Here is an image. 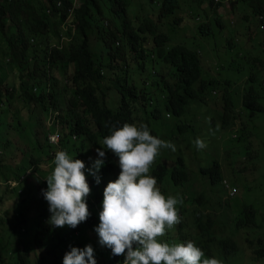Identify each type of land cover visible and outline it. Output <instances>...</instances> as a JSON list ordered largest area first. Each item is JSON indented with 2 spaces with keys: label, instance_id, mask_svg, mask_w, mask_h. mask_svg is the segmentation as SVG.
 <instances>
[{
  "label": "trees",
  "instance_id": "trees-1",
  "mask_svg": "<svg viewBox=\"0 0 264 264\" xmlns=\"http://www.w3.org/2000/svg\"><path fill=\"white\" fill-rule=\"evenodd\" d=\"M149 1L157 4L158 19L172 16L180 6V0ZM194 1L199 5L203 2ZM229 2L232 8L239 3L246 5L250 12L244 15V20L255 18L257 30L262 25L261 31L264 32V19L258 20V16L264 11V0ZM209 3L213 4L214 1L209 0ZM218 4L221 2L216 3ZM199 15H203V12L194 11L192 16ZM133 17L126 0H84L79 8H74V0H0V39L4 42V49L0 54V148L6 152L5 155L4 152L0 154V207L11 193L8 183L15 180L21 184L27 178L24 175V180L21 181L22 172L19 167L40 173L41 165L50 163L44 161L45 158L52 161L57 150L67 151V145L80 138L86 139L91 154L93 149L105 151L108 162L105 163L104 172L114 175L116 180L118 174L114 171H118V166L113 160L112 152L100 145L103 137L109 134L105 123L122 127L125 122H144L150 126L151 122L147 119L159 120V105L163 106L166 118H184V122L167 126L168 132L164 140L177 144V150L173 152L161 149V156L153 164L150 174L156 177L158 186L165 195V184L173 186L175 195L179 188H185L191 181L187 163L179 151V143H186V134H195L193 121L189 119L190 105L207 106L206 94L209 90L215 93L218 78L203 72L199 50L183 43L170 45L171 37L158 30L159 20L155 22L147 18L138 24L136 17ZM65 23H69L70 27L67 33L62 34L61 25ZM214 24L215 27L223 28L218 17L214 19ZM197 28L200 35H212L209 23L200 22ZM56 34L58 38L64 35L70 37L68 47L61 48L59 43H53V36ZM235 40V36L229 38L227 49L235 48ZM260 42L264 43V36ZM240 49L245 50L243 47ZM217 60L218 63L221 61L218 57ZM253 60L261 64L264 62V58ZM133 65L137 80L130 81L127 77L130 76L129 70ZM160 66L164 67L163 71L158 70ZM56 70L57 73H62L63 87L56 77ZM124 70L126 74L122 77L120 72ZM250 78L252 86L245 91L242 101L238 97L234 100L225 92L223 105L215 103L212 107L224 111L221 129H226L228 124L231 126L229 119L238 121L236 132L240 135L239 140L256 133L249 130L250 122H246L242 106L250 111L251 117L256 113L264 114V83L254 86L255 78ZM105 80L109 81L107 88L102 86ZM150 83L154 86L157 104H153V98L147 92ZM224 85L231 83L224 81ZM105 89L119 95L113 106L107 104ZM239 106L240 110L237 109ZM149 107H154L150 113ZM51 114L54 117L49 121ZM56 120L62 129L51 126ZM45 123H48V129L44 132ZM8 130L9 135L13 133V136L5 134ZM151 131L153 135L157 134L155 129ZM55 132L60 136L59 145H51L48 141V134ZM15 136L19 141L34 143L30 148V157L26 161L22 159L18 168L5 161L8 154L15 155L13 158L24 154L22 148L10 146L16 140ZM44 149H47V153ZM170 151L177 155L171 156ZM164 154L168 157L161 162ZM164 160L172 163L165 164ZM199 174L202 182L212 189L208 196L204 190L196 198L206 200L211 212L205 221L199 217L196 223L202 233L214 230L206 241L199 242V246L209 256L213 254L212 247H217L219 259L223 264H230L234 259L229 256L239 248L238 237H247L248 232L253 233L258 226L259 211L254 206H242L230 218V199L223 202L220 196L223 189H218L223 179L220 165L215 162L209 167H200ZM39 184L41 188L47 187L46 180ZM22 188L19 185L12 189L17 200L12 208L13 215L9 216L10 211L5 210L0 216V264H63L66 251L61 245L69 244L82 249L90 243L75 242L82 225L93 227L99 220V215L90 210L88 219L76 228L67 225L58 228V233L51 242L45 239L46 234L52 232L50 228L44 227L45 232L42 230L44 215H51L49 207L44 213L36 208L37 214L29 218L34 225L19 230L16 222L22 225L21 218L25 215L24 211H27H22V205L28 203L30 206L36 199L33 182H28L25 190ZM42 202L44 204V198ZM182 211L185 212L186 209L182 207ZM38 221L42 224H38ZM35 232L34 241L27 242ZM214 233L224 236H214ZM93 236L89 235L91 240ZM161 239L165 242H169V239L172 242L187 241L181 226L178 227L176 236L166 233ZM49 243L55 248L51 252L44 251L43 246ZM250 243L253 244L252 241ZM256 244L255 251L246 242L243 245L251 250L247 254L248 258L261 264L264 261V242L258 237ZM36 245L40 247L34 248ZM103 247L102 251L93 247L94 255L99 258L97 264H123V255L114 256L110 248ZM55 249L58 251L54 252ZM240 251L243 252L244 249L240 247ZM228 259L231 262L227 263ZM238 263L244 264L241 261Z\"/></svg>",
  "mask_w": 264,
  "mask_h": 264
},
{
  "label": "rangeland",
  "instance_id": "rangeland-1",
  "mask_svg": "<svg viewBox=\"0 0 264 264\" xmlns=\"http://www.w3.org/2000/svg\"><path fill=\"white\" fill-rule=\"evenodd\" d=\"M84 0H74V8H79ZM129 5V9L132 12V15L136 17L137 23L140 24L142 21L147 18L153 19L155 22H158V30L164 33H167L171 40L170 45L176 43H183L187 47L196 48L200 51L202 60H203V72L208 74V76H215L218 78V84L215 88V93L211 90L206 94L208 99L207 106H196L194 104L190 105L188 113H190L189 119L193 121L194 132L192 135H185V144L179 143V151L181 152L182 157L187 163V171L189 173L191 181L187 183L185 188H179L178 192L182 198L185 199V196L195 197L197 194L206 190V196L210 194L211 187L205 185L202 182V177L199 174L200 167H209L214 162H218L222 167V176L226 179L229 185L237 188V194L234 198L230 199L229 205V217L231 218L232 213H237L242 209V206H254L255 209L259 211L257 220L259 221L258 226L253 230V233L248 232L247 237H238V244L240 245L238 250L231 254V258L234 259L232 262L228 259L230 264H239L238 261L243 262L244 264H257L250 258L247 254L249 251L243 245L245 242L250 245L253 250L257 247L256 240L258 237L264 242V114L256 113L254 117H251L250 111L245 110L242 106L244 112L246 113L245 119L249 123V130L256 132L255 135L249 136L248 140L246 137H243L239 140V134L236 132L238 129V121L229 119V126L226 129H221V124L223 122L222 118L224 111L222 109L212 108L215 103L223 105V94L227 92L234 100L238 97L239 101H242V97L247 89L252 86L249 78L254 76L255 83L254 86H258L261 83H264V62L261 64L259 62H254L255 58H264V43L261 44L260 40L264 36V32L259 31L258 23L255 21V18H250L249 21L244 20V15L249 14L250 10L246 5L241 3L236 4L235 7H230L231 3L229 0L222 1L221 4L216 5L215 1L213 4L209 3V0H202L199 5L194 0H180V6L176 9L175 14L170 17H163L158 19V9L156 3H151L149 0H126ZM159 1V0H158ZM117 3V2H116ZM112 5V3H109ZM194 11H202L203 15L193 17ZM264 14V11L261 13ZM133 17V18H134ZM223 24V28L215 27L214 19L217 18ZM209 23L212 35L203 36L198 32L197 25L198 23ZM70 24L65 23L61 25V33L65 34L69 30ZM257 30V31H256ZM256 31V32H255ZM73 32V31H72ZM235 36V48L233 50L227 49V41L230 37ZM249 38V39H248ZM53 43H59L61 48L68 47L70 42V37L63 36L58 38L57 34L53 36ZM4 42L0 39V54L4 49ZM241 47L245 50L240 49ZM232 48V47H231ZM1 57V56H0ZM220 58L221 61L218 63ZM253 58V59H251ZM134 60V59H133ZM255 63V64H254ZM214 66V69H213ZM160 71L164 70L163 66H160ZM219 70V71H216ZM56 77L61 81L62 86V73H57ZM130 81L137 80V73H135V66L133 65L129 70ZM126 74L125 70L120 72V76L124 77ZM65 80V79H64ZM129 81V82H130ZM224 81H229L231 85L225 86ZM150 82V81H149ZM103 88L109 86V81L105 80L102 84ZM212 88V87H211ZM104 95L107 96V104L113 106L119 98V95L112 90H104ZM147 92L150 94V97L153 98V104H157V100L154 96V86L148 85ZM158 110L160 111V117L157 121H152L150 124L157 132V137L164 140L169 125H178L184 122V118H175V117H165V110L162 105H159ZM236 108V106H235ZM154 107H149L148 112L152 111ZM238 110L241 107H237ZM236 111V110H235ZM5 112V110L3 111ZM53 114L50 115V120H53ZM145 117V116H144ZM25 118V117H24ZM151 121V119H147ZM253 121V122H252ZM55 123L51 126L56 127L57 129H62L60 127L58 120L54 121ZM51 123V122H50ZM48 129V123H45L44 132ZM9 131H6L5 134L9 135ZM11 133L9 136H13ZM253 134V133H252ZM234 135L236 138L234 139ZM33 137V136H32ZM201 138L207 144V147L203 150H197L193 141L197 138ZM7 139V136H6ZM16 139V136H15ZM36 141L35 137H33ZM177 139V138H175ZM11 147L17 146L24 150V154L21 157L13 158L15 155L8 154L5 158V161L9 165L16 166L18 168L20 161L23 159L26 161L30 155V148L34 143L29 141H19L18 139L13 140ZM69 142V141H68ZM67 142V143H68ZM31 143V144H29ZM87 141L85 138L76 139L72 141L71 145H67V149L70 150L68 153L72 156H75L76 159L83 161L88 160L90 156H95V159L89 163H85V175L87 180L93 183L94 189H91L90 198L98 199L99 203L96 206V210H92L93 213H97L102 210V201H103V190L106 187L109 181H114V175H103V169L105 163L101 166L98 175L100 177V183L97 184L95 178L90 175L87 171L88 168H91L93 162L96 159H99L98 153L95 149H89V145L86 144ZM45 144V142H44ZM176 150H177V144ZM85 147V148H83ZM47 153V149H44ZM79 150V151H78ZM4 152L5 149L0 148V154ZM250 153V156L246 154ZM169 153H167L168 155ZM44 155V154H43ZM164 154L161 158L166 159L168 156ZM171 156H176L177 153L170 151ZM246 155V156H245ZM13 156V157H12ZM113 160L118 163V158L112 153ZM160 155L156 158L155 163L159 160ZM44 161L50 162L49 164L41 165V172H33L31 169L24 170L23 168H18L22 172V176L27 177L23 182H21L22 189L25 190L28 188V182L34 183V189L36 191V199L33 200L35 204H41V200L44 198L42 196V190L40 188L39 180L40 178L46 177L52 170L51 159L45 158ZM165 164L172 163L170 160H164ZM154 163V164H155ZM42 175V176H41ZM21 176V177H22ZM39 178V179H38ZM10 185L9 195L5 200L3 206L0 207V216L4 214L5 210H9V216H12V208L15 206L17 200H15L12 193V189L17 186L12 180ZM89 183V182H88ZM92 185L90 186V188ZM218 189H222L220 186ZM29 190V189H28ZM165 193L173 194L174 188L169 183L164 186ZM30 191V190H29ZM219 196V195H218ZM222 201L225 202L227 197V192L223 190L220 194ZM91 199V200H93ZM94 201V200H93ZM192 201H184L183 205L191 206ZM34 205L29 209L28 215H34ZM179 207V205H178ZM193 207V206H192ZM39 212L42 211V208L35 206ZM19 209V207H18ZM22 211L26 209V204H23L21 207ZM16 210V207H15ZM194 210L183 212L184 218L181 220V223L176 225L174 228L167 230L171 236L177 235L178 227H182V234L186 237V240H190L193 236L191 233V228L195 226V218L198 214V211L206 212V209L202 206L199 210ZM23 224H18L19 230L22 231L23 228L28 226H33L34 223L29 218L22 219ZM21 221V222H22ZM204 221V220H203ZM100 221L98 220L96 225L93 227H86L82 225L80 235L75 239V242H90L89 244L94 247L96 246L99 251H102L103 246L99 243L98 234L95 232V228L99 225ZM94 235L93 240L90 239L89 235ZM36 232L31 235L26 241L33 242L35 239ZM56 237V230L47 233L45 239L48 242H51L52 239ZM89 237V238H88ZM175 241V240H174ZM253 242V244L250 243ZM169 239V243H171ZM44 245V251L51 252L55 247L53 244ZM88 244V245H89ZM79 245V244H78ZM40 246H34L37 248ZM62 249L66 252L71 250L73 245H61ZM240 247L244 251H240ZM42 249V248H41ZM58 250L55 249L54 252ZM215 257L219 259L220 256L219 249H213ZM242 255V256H241ZM96 264L99 261V258L94 255ZM47 264H50L47 262ZM261 264H264V261H261Z\"/></svg>",
  "mask_w": 264,
  "mask_h": 264
},
{
  "label": "clouds",
  "instance_id": "clouds-1",
  "mask_svg": "<svg viewBox=\"0 0 264 264\" xmlns=\"http://www.w3.org/2000/svg\"><path fill=\"white\" fill-rule=\"evenodd\" d=\"M261 26L259 25L260 30ZM104 126L109 134L103 137L100 145L118 158V163L115 162L118 171L113 170L118 174V178L109 181L103 190L102 210L99 212L100 223L95 228L99 243L110 248L114 256L123 255V264H223L222 260L215 257L213 251L209 256L199 246V242L206 241L208 235H212L214 231L202 233L196 223L199 217L205 221L206 216L211 212L206 200L189 195L184 199L179 193L165 195L158 186L156 177L150 174V169L160 155L161 149L175 152V144L158 138L155 133L154 136L151 131L154 129L152 125L149 126L144 122H125L122 127H117L114 123H105ZM246 138L250 140L249 136ZM48 141L51 145H59L60 136L57 132L49 133ZM193 143L198 151L207 147L205 141L199 137ZM96 151L100 158L96 159L87 171L99 184L98 172L103 163L108 161L105 159V151L100 148ZM246 155L250 156L248 153ZM94 159L95 156H90L87 161L84 159L82 161L65 150L55 152L51 161V172L39 180V182L46 180L47 183V187H40L45 202L43 204L41 200V204L32 203L34 211L36 205L42 208L43 213L49 207L50 218L44 215V225L38 221V224H42L44 232L46 231L44 227H49L51 231L56 230V233L58 228L65 225L76 228L88 219L92 210H96L99 200L88 196L94 187L85 175V163ZM218 164L221 167V164ZM104 169L102 174L110 175L105 174ZM21 179L23 181L24 177L22 176ZM11 182L13 181L8 184ZM14 182L17 188L20 182ZM220 186L227 192L226 200L236 196L237 188L229 185L226 179H222ZM187 200L192 201L191 206L183 205ZM24 204L27 211H24L23 218L34 217L36 212L33 216L28 215L32 204L30 206L28 203ZM202 206L206 212L198 211L195 226L191 228L193 236L190 240L169 243L161 239L166 235L167 230L174 228L183 220L182 207L186 211L194 210L195 214ZM213 235L224 236L220 233ZM215 248L217 247H212V250ZM63 264H96L93 247L90 244L82 249L71 247V250L63 256Z\"/></svg>",
  "mask_w": 264,
  "mask_h": 264
},
{
  "label": "built area",
  "instance_id": "built-area-1",
  "mask_svg": "<svg viewBox=\"0 0 264 264\" xmlns=\"http://www.w3.org/2000/svg\"><path fill=\"white\" fill-rule=\"evenodd\" d=\"M215 1V3H220V2H222V1H226V0H214ZM228 1V0H227ZM226 1V2H227ZM264 19V14H260L259 16H258V20H263ZM261 28H262V26H261Z\"/></svg>",
  "mask_w": 264,
  "mask_h": 264
}]
</instances>
